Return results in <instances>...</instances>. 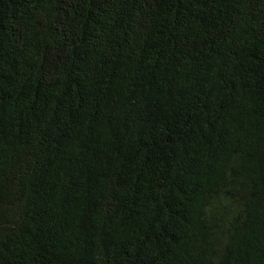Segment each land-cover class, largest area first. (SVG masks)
<instances>
[{"label": "trees", "instance_id": "1", "mask_svg": "<svg viewBox=\"0 0 264 264\" xmlns=\"http://www.w3.org/2000/svg\"><path fill=\"white\" fill-rule=\"evenodd\" d=\"M0 264H264V0H0Z\"/></svg>", "mask_w": 264, "mask_h": 264}]
</instances>
